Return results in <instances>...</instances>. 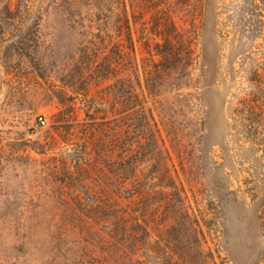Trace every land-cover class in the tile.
I'll return each mask as SVG.
<instances>
[{"label":"rangeland","instance_id":"1","mask_svg":"<svg viewBox=\"0 0 264 264\" xmlns=\"http://www.w3.org/2000/svg\"><path fill=\"white\" fill-rule=\"evenodd\" d=\"M0 264H264V0H0Z\"/></svg>","mask_w":264,"mask_h":264},{"label":"built area","instance_id":"2","mask_svg":"<svg viewBox=\"0 0 264 264\" xmlns=\"http://www.w3.org/2000/svg\"><path fill=\"white\" fill-rule=\"evenodd\" d=\"M40 122H41L42 124H44V123H45V120H43V119L40 118Z\"/></svg>","mask_w":264,"mask_h":264},{"label":"trees","instance_id":"3","mask_svg":"<svg viewBox=\"0 0 264 264\" xmlns=\"http://www.w3.org/2000/svg\"><path fill=\"white\" fill-rule=\"evenodd\" d=\"M115 83V82H114Z\"/></svg>","mask_w":264,"mask_h":264}]
</instances>
